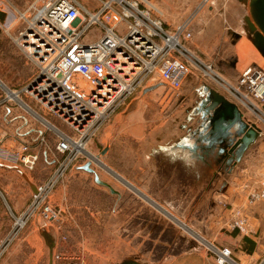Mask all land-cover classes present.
I'll return each instance as SVG.
<instances>
[{
  "label": "rangeland",
  "instance_id": "rangeland-1",
  "mask_svg": "<svg viewBox=\"0 0 264 264\" xmlns=\"http://www.w3.org/2000/svg\"><path fill=\"white\" fill-rule=\"evenodd\" d=\"M44 1L0 0V100L5 98L7 89L19 90L31 73L33 75L32 66L26 63L14 38L23 29L18 12L26 11L33 4L41 6ZM150 1L162 11V18L169 29L189 17L193 19L194 35L186 45L200 59L213 65L223 78L221 83L199 80L192 75L194 78L190 77L178 92L161 82L140 90L88 144V151L97 157L92 163L95 173L84 169L83 165L90 157L84 156L57 186L52 201L62 207V220L46 228L41 220L35 218L21 234L29 236L27 241L21 242L20 238L12 240L5 252L2 251V242L10 234L13 219L8 215L0 220V264H51L53 253L60 250L78 255L80 264H161L167 255L180 247L179 243L175 245L177 241L190 239L185 226L177 227L174 218L146 198V194H141L143 151H147L149 141L157 143L159 139L161 142L171 139L172 142L183 140L195 144L202 138L196 131L198 125L195 122L204 117V111L199 113L196 106L211 102L212 88L229 94L236 101L229 91L230 85H238L239 76L248 66L259 64L264 67V56L253 43V33L245 19L251 15L246 0H211L200 10V0ZM123 27L121 24L120 28ZM101 32L100 26H94L85 33L82 41L97 40ZM152 86L156 87L148 90ZM21 98L42 113L36 103L25 96ZM14 108L15 113L29 119L21 117L25 128L17 131L23 133L22 140L34 144L39 130H46V126L23 107L17 105ZM243 109L249 118L264 126L262 114L253 113L246 107ZM6 116L9 114L0 108L3 126L8 124L4 121ZM48 118L59 130L72 133L59 121ZM46 138L48 149L41 150L32 171L0 160V190L3 193L0 202L9 200L10 196L21 195H29L30 202L35 185L46 182L56 172L59 158L54 152L57 136L47 130ZM7 146H13L11 141ZM105 149L107 151L103 153ZM134 156L138 159L131 160ZM111 163H115L121 173L129 168L134 173L133 181L137 186L115 175ZM96 175L111 184L119 194L99 183ZM152 179L147 178L146 184L147 189H153L152 197H174L175 194L158 192V183L153 185Z\"/></svg>",
  "mask_w": 264,
  "mask_h": 264
},
{
  "label": "built area",
  "instance_id": "built-area-1",
  "mask_svg": "<svg viewBox=\"0 0 264 264\" xmlns=\"http://www.w3.org/2000/svg\"><path fill=\"white\" fill-rule=\"evenodd\" d=\"M210 2L200 0L199 10ZM18 13L23 29L14 42L32 66L33 75L19 90L7 89L0 106L8 102L21 106L47 129L39 130L34 144L22 140V132L1 133L0 160L34 170L41 150L48 149L47 130L57 136L54 152L59 158L56 172L46 182L35 185L27 209L13 215V228L3 252L35 218L46 228L62 220V207L52 201L57 186L84 156L89 155L87 159L92 163L96 160L88 151V144L140 90L161 82L178 92L191 75L218 83L223 79L212 64L186 45L194 35L193 19L189 17L169 29L162 11L150 0H100V7L94 12L81 0H46L41 6L33 4ZM94 26L101 27L100 37L83 42L85 33ZM229 91L244 119L257 126L259 123L250 120L243 107L264 116V67L254 64L245 68L238 85H230ZM21 96L36 103L42 113ZM47 116L72 133L59 130ZM9 141L13 146H7ZM0 195L3 196L1 190ZM261 200L264 188L252 190L247 198L250 205ZM232 226L249 231L245 215L239 214ZM214 252L218 264L231 261L230 248H214ZM78 259V255L60 250L53 253L52 263L80 264ZM260 264H264V259Z\"/></svg>",
  "mask_w": 264,
  "mask_h": 264
},
{
  "label": "crops",
  "instance_id": "crops-1",
  "mask_svg": "<svg viewBox=\"0 0 264 264\" xmlns=\"http://www.w3.org/2000/svg\"><path fill=\"white\" fill-rule=\"evenodd\" d=\"M81 2L93 12L100 7V0ZM31 70L33 72L32 68ZM31 76L32 73L22 84L29 81ZM190 77L192 75L185 82ZM210 91L211 102H206L201 107L196 106L199 113L204 111L202 120L199 118L195 122L198 125L196 131L201 133L202 138L195 144L183 140L172 142L171 139L169 142H161V139L157 143L149 141L147 151L142 154L141 194H146V198L174 218L177 227L185 226L191 239L182 238L177 241L175 245L179 243L180 247L175 248L177 251H173V254L167 255L161 264H218L214 248L224 247L230 248L232 252L231 261L225 264H260L264 259V200L250 205L247 198L252 190L264 188V126L258 125L261 129L259 136L236 162L230 148H226V141L214 142L217 132L213 128V119L218 107L213 104L214 99H218L214 91L232 102L236 101L218 89L212 88ZM13 105L8 102L5 106H0L9 114L4 120L8 122L6 126L0 122V134L14 135L17 129L25 128L22 127V118L26 120V116L15 113ZM250 120L253 121L251 118ZM137 157L134 156L131 160H137ZM110 166L115 175L122 176L128 184L137 186L133 181L134 173L129 168L121 173L115 163ZM147 178L152 179L153 185L158 183V192L175 194L174 197H152L150 193L153 189L146 188ZM28 203L30 204L29 195L10 196L9 200L0 202V220L8 215L13 219L14 214H21L27 209ZM239 214L247 217L248 232L233 228L232 223ZM21 234L15 239L27 241L29 236ZM9 236L2 242L3 246Z\"/></svg>",
  "mask_w": 264,
  "mask_h": 264
},
{
  "label": "water",
  "instance_id": "water-1",
  "mask_svg": "<svg viewBox=\"0 0 264 264\" xmlns=\"http://www.w3.org/2000/svg\"><path fill=\"white\" fill-rule=\"evenodd\" d=\"M246 2L249 4L251 15H247L245 19L249 29L253 33V43L264 56V0H246ZM155 87L156 86H152L148 88V90H153ZM214 93L218 96V99L215 98L213 102L214 105H218L215 112L216 117L213 119V128L214 131L217 132L214 142L226 141V148H230V153L234 154V160L238 162L244 152L259 136L261 129L244 119V113L238 104L228 100L216 91H214ZM106 151L107 149H105L103 153H106ZM83 167L95 173V169L92 167V161L86 162ZM96 180L109 187L113 193L119 194V191L115 190L111 184L99 179L97 175ZM124 264L141 263L128 262Z\"/></svg>",
  "mask_w": 264,
  "mask_h": 264
},
{
  "label": "bare ground",
  "instance_id": "bare-ground-1",
  "mask_svg": "<svg viewBox=\"0 0 264 264\" xmlns=\"http://www.w3.org/2000/svg\"><path fill=\"white\" fill-rule=\"evenodd\" d=\"M257 126H258V124H257ZM259 127V126H258Z\"/></svg>",
  "mask_w": 264,
  "mask_h": 264
}]
</instances>
